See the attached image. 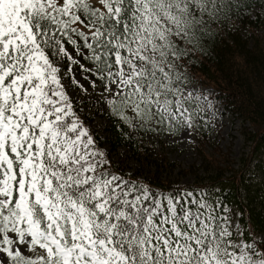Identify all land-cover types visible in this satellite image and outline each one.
I'll return each instance as SVG.
<instances>
[{"label": "snow or ice", "instance_id": "snow-or-ice-1", "mask_svg": "<svg viewBox=\"0 0 264 264\" xmlns=\"http://www.w3.org/2000/svg\"><path fill=\"white\" fill-rule=\"evenodd\" d=\"M254 21L264 0H0V264H264V159L158 182L97 123L195 148L225 114L197 66Z\"/></svg>", "mask_w": 264, "mask_h": 264}, {"label": "trees", "instance_id": "trees-1", "mask_svg": "<svg viewBox=\"0 0 264 264\" xmlns=\"http://www.w3.org/2000/svg\"><path fill=\"white\" fill-rule=\"evenodd\" d=\"M228 48L220 55L213 54L197 66L196 77L213 89L220 106L234 121L240 124V135L244 141V152L238 159H233L232 148H222L211 137H203L195 147L202 164V175L197 171L184 170L179 174L194 173L196 181L205 183L216 178L225 182L231 180L238 184L239 173L246 167L247 161L255 158L264 159V21L247 24L246 31L233 36L225 34ZM104 126L106 138L111 139L110 150L117 160L130 164L145 177L158 182H178L174 171L176 165L170 161L164 150H155L143 141L138 150L114 134L108 133L106 119L97 117V123ZM99 123V124H100ZM124 155L121 156L120 154ZM125 157L129 159L125 160ZM243 191V189H241ZM252 196H260L253 189ZM256 211H264L259 204Z\"/></svg>", "mask_w": 264, "mask_h": 264}, {"label": "rangeland", "instance_id": "rangeland-1", "mask_svg": "<svg viewBox=\"0 0 264 264\" xmlns=\"http://www.w3.org/2000/svg\"><path fill=\"white\" fill-rule=\"evenodd\" d=\"M201 87L207 88L213 92V89L205 84L200 83ZM100 123V121H99ZM101 124V123H100ZM101 132L105 131L104 126L101 124ZM240 124L234 121L227 113L224 114L223 126L218 125V132L212 134V139L218 143L222 148H232L233 159H238L244 152V141L240 135ZM157 150H164L168 158L176 165L174 171L175 179L179 181H196L194 173L189 175L179 174L181 171L190 170L197 171L202 175V164L196 153L195 148H190L185 144H167L162 141L145 140ZM110 149V147H109ZM114 154V153H113ZM114 158H117L114 154ZM132 164V163H130Z\"/></svg>", "mask_w": 264, "mask_h": 264}]
</instances>
